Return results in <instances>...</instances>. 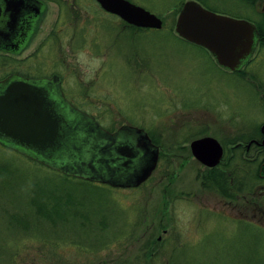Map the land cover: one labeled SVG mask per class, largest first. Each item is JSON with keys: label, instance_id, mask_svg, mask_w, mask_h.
Here are the masks:
<instances>
[{"label": "rangeland", "instance_id": "rangeland-1", "mask_svg": "<svg viewBox=\"0 0 264 264\" xmlns=\"http://www.w3.org/2000/svg\"><path fill=\"white\" fill-rule=\"evenodd\" d=\"M44 1L42 30L24 57L43 40L44 50L26 70L37 61L48 76L62 75L73 104L111 132L146 130L163 157L139 188H97L68 183L0 145V264H264V181L253 169L242 189L246 173L235 160L226 186L233 197L222 196L190 149L202 136L226 148L263 124L264 48L231 74L174 34L189 1L258 24L262 9L239 0H128L163 20L160 30H136L93 0ZM61 32L54 50L48 37ZM5 60L0 55V78L10 69ZM70 187L79 191L61 190Z\"/></svg>", "mask_w": 264, "mask_h": 264}, {"label": "water", "instance_id": "water-1", "mask_svg": "<svg viewBox=\"0 0 264 264\" xmlns=\"http://www.w3.org/2000/svg\"><path fill=\"white\" fill-rule=\"evenodd\" d=\"M97 2L106 12L119 16L129 25L143 29L163 28L161 18L128 0H97ZM45 9L46 4L41 0H1L0 20L2 17L8 18L9 22L7 26H0V35L3 32H12L20 25L24 26L29 16L27 24L31 28ZM175 32L187 41L209 50L222 67L232 71L241 69L243 63L253 56L256 48L257 28L252 22L214 13L196 1L184 4L176 22ZM18 34L19 30L15 35L6 38H12L9 40L14 42L17 41L15 38ZM1 38L4 37L0 36ZM3 44L0 40V48L5 46ZM23 84L24 86H20ZM23 84L19 87L18 84L10 86L7 93L0 98V128L4 132L5 139L13 140L16 145L14 149L64 174L83 176L117 188H139L156 171L159 163V148L152 143L144 129L133 126H123L116 135L120 138L135 136L136 148L145 153V156L135 162L134 167H130L129 164L135 158L132 148L127 144L121 145L123 152L120 153L126 159L121 162L123 166L117 165V175L112 170L111 174L99 175L100 172L98 173L94 163H88L92 166L93 170H91L86 168V161L84 165L78 164L80 160L70 156L75 152L79 157L82 156L80 151H76L83 142L80 134L74 135L77 139L73 141L72 146H68L70 155L66 153L63 156L58 151L51 159L48 158L45 152L49 149L54 150L61 137L59 120L54 114L52 104L41 90L24 82ZM93 123L102 136H115L103 130L94 121ZM190 148L193 157L208 168L218 166L224 154L219 141L212 137L197 139L191 143ZM68 156L71 158L66 160ZM81 158L85 159L84 155ZM75 170H78L77 174L74 173Z\"/></svg>", "mask_w": 264, "mask_h": 264}, {"label": "flooded vegetation", "instance_id": "flooded-vegetation-1", "mask_svg": "<svg viewBox=\"0 0 264 264\" xmlns=\"http://www.w3.org/2000/svg\"><path fill=\"white\" fill-rule=\"evenodd\" d=\"M41 1H43L46 4V9L43 13H41V15L39 16L37 21L32 25L31 28L29 24H27V22L29 21L28 18H30L29 16L26 19L24 26L21 27L20 25L16 29H14L12 32H8V33L3 32V34L1 33L0 35L4 37V38H1L0 40L2 43H4L3 45H5V46H2V48H0V55L2 57L5 56L6 58V60L4 61L5 67L6 66L10 67L9 70L7 71L5 70L6 72L4 71L2 78H0V98L3 97L7 93L10 86L14 84H18V87H19V85L23 84V82L35 88H39L41 90V92L46 97V99L52 104V109L54 110V114L58 118L59 123H60L59 133L61 137H59L58 144L54 148V150L49 149L45 152V156H47L48 158L51 159L54 156V153L58 151L63 156L66 155V153L69 154V151H68L69 147L72 146L73 141L77 139L75 136L76 135L78 136L80 134V136H82L83 138L82 139L83 142L81 143V145H79L78 148H76V151L77 152L80 151V155L82 156L84 155L85 159H82L81 158L82 156L79 157V154H77L76 152L72 155L69 154L70 156H74L80 160V161L77 160V162L79 161L78 164L84 165V161H86V168L88 167L89 169L93 170L92 166L88 164L89 162H92L96 165L98 173L100 172L99 175L111 174V170L117 175V165L122 164L123 166V163L121 162H123V160L126 159L121 154L123 152V150L121 151V145L127 144L128 146H130V148H132V153L134 154V157H135L134 160H132V163L129 164V166L134 167L135 162H138V160H140L141 157L145 156L144 155L145 153H143L141 150L136 148L135 144L137 140L135 136L134 137L124 136L121 138L117 137L116 134L120 131V129L123 126L117 129L116 131L111 132L110 130H107L104 127H102L100 123L97 121L98 118L95 117L93 114L88 113V111H85L83 108L78 107L75 104H73L72 101L65 94L64 87L65 89H67V86L65 84V79L62 77V75H59L57 73H52V75L48 76V74L41 72L37 68L38 66L36 64L37 61L34 62L33 66H30V65L28 66V68L33 69V70H26V60L32 56H35L34 59L36 60L37 58L39 59L42 51L44 50L45 41L43 40L37 43L36 47L33 49V52L31 54L24 57L25 53L31 49V46L34 45L36 39L40 35V32L42 30V25H43V19H45V16L49 10L47 2H45L44 0H41ZM93 1L98 6H100L102 11H105L101 7V5L97 2V0H93ZM239 2L243 6L247 5V6L252 7L253 9L261 8L263 13L262 15H260V19H261L260 23L264 25V0H239ZM114 16L116 18L118 17L116 15ZM236 19H239V18H236ZM8 22H9L8 18L2 17V19L0 20V26L2 27L7 26ZM124 23L129 28L132 27V25H129L126 22ZM69 24H73V22L71 21ZM98 24H99V29H100L101 22H98ZM254 25L257 28V38L255 40V45H256L255 52L251 58H249L248 60L245 61V63H243L242 68L239 70L232 71L225 67H222L216 61L215 57L211 54L209 50H207L206 48L202 46L201 47L204 48L212 56L216 64L221 69H223L226 73H231V74L238 73L239 74L242 71H244L245 68L249 65V63L252 61L253 57L258 52V50L264 48V31L262 32L260 31L258 23H254ZM76 27L77 26L75 27L70 26V29H75ZM17 30H19V34L15 38L17 41L13 42L9 40L12 38H9V39L6 38L9 36L15 35ZM72 33H75L76 35H79L80 37L84 36L85 38L83 39V42L88 41V44L90 43L89 40L86 41L87 34H85V32L76 33L72 31ZM62 34L63 32H61L58 35H55V37L57 36V39L52 38V36L48 37L49 39L48 41H50L53 46L52 49L54 50L58 49L59 44H61L59 37L60 35L62 36ZM174 34L178 36L179 38H181L182 40L187 41L186 39L180 37L176 32ZM4 40L10 41V42L5 43L6 41ZM95 42H96V45L93 44L91 46L92 48L98 45L99 46L101 45L100 38L95 40ZM189 43H192V42H189ZM36 71L40 72L41 75L36 74ZM20 86H24V84ZM72 97L76 99L77 102H80L79 94H75ZM259 100L264 110V90H263V94H261V96L259 97ZM82 102H83V99H82ZM93 121L99 124L103 130L115 136L105 137L99 134L97 129L94 127ZM3 135H4V132H2L0 128V136H2L0 138L1 146L10 148L15 152H18L24 155L25 157H28L27 155L23 154L19 150L14 149L16 145L13 142V140L5 139ZM148 135L152 143L156 147H158L160 150L159 152V163H160L163 157L162 146L161 144H155V142L153 141L154 137L150 133H148ZM243 136H245V139L238 141L236 144L229 145L226 148H225V145L219 141V143L223 147L224 154H223V158L220 164L216 166L215 168H219L218 171H220L222 170V167L226 165L230 169V171L234 173L235 171V167L233 168L234 161L241 160L239 161L240 164L242 163L240 167L242 168V170H245V173H246L245 178H244L245 180L243 179L241 186H242V189L243 188L246 189V187L248 186L247 179L251 180L250 177H252L253 169L257 171L256 174L254 175V179L259 180V181H264V122L261 126L255 127L253 129L251 128V130L244 133ZM205 137H211V136H202L201 138H205ZM70 156H68L66 160H69L71 158ZM28 158L31 159L30 157ZM36 162L44 165L45 167L49 169L54 170L55 172L61 175L67 176L69 178L77 179V180L91 183L97 186L101 185L103 187L104 186L113 187L110 184H106V183L96 181V180H89V179H86V177L84 178L83 176L80 177L79 175H75V174L67 175V174L60 172L58 169H55L44 163H41L40 161H36ZM74 164L72 163V165ZM201 165L204 166L203 164ZM205 168H208V167H205ZM209 169H214V168H209ZM222 172L223 171H220V173ZM74 173L77 174L78 170H75ZM113 188H117V187H113ZM128 189H131V188H128Z\"/></svg>", "mask_w": 264, "mask_h": 264}, {"label": "trees", "instance_id": "trees-1", "mask_svg": "<svg viewBox=\"0 0 264 264\" xmlns=\"http://www.w3.org/2000/svg\"><path fill=\"white\" fill-rule=\"evenodd\" d=\"M131 29H136V30H143V29H139V28H135V27H130ZM259 28H260V31L262 32V31H264V25L263 24H261V23H259ZM153 141L155 142V144H159V142H158V140H156L155 138H153ZM237 143V142H236ZM236 143H234V142H232V144L231 145H233V144H236ZM223 169H225V170H223ZM219 170V168H214V169H208V168H206V172H207V174H208V176L206 177V179H205V177L203 178V180L204 181H206V184H207V182H209V186H211L212 188H216L217 189V191L222 195V196H227V197H233L231 194H229V190H228V187H226L227 186V183L229 182V180H230V177H234V173H235V171H234V173H232L231 171H230V169L225 165V166H223L222 167V170H220V171H223L222 173H220V171H218ZM232 174V175H231ZM60 176H62V178L64 179V180H66L68 183H70V182H75L77 185L78 184H85V185H90V186H92V187H97V188H100L99 186H97V185H94V184H91V183H87V182H84V181H80V180H77V179H73V178H69V177H67V176H64V175H61V174H59ZM233 177H232V179H233ZM45 187V186H44ZM44 187L43 188H39V190H38V193H39V191H41V193L43 192V189H44ZM71 188V187H70ZM76 188H71V190H69V189H65V188H63V189H61V190H66V191H72V192H74V191H79V190H75ZM81 191H84V190H81ZM37 193V194H38ZM67 193V192H66ZM43 194V193H42ZM32 205H34L35 206V202L34 203H32ZM38 204H36V207L38 208V206H37ZM39 208H41V207H39Z\"/></svg>", "mask_w": 264, "mask_h": 264}]
</instances>
